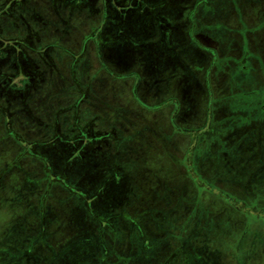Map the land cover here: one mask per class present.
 I'll return each mask as SVG.
<instances>
[{"label":"rangeland","instance_id":"obj_1","mask_svg":"<svg viewBox=\"0 0 264 264\" xmlns=\"http://www.w3.org/2000/svg\"><path fill=\"white\" fill-rule=\"evenodd\" d=\"M0 264H264V0H0Z\"/></svg>","mask_w":264,"mask_h":264}]
</instances>
